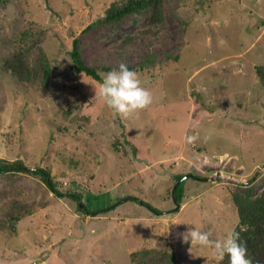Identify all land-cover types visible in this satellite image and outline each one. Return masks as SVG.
I'll list each match as a JSON object with an SVG mask.
<instances>
[{"label": "rangeland", "instance_id": "1", "mask_svg": "<svg viewBox=\"0 0 264 264\" xmlns=\"http://www.w3.org/2000/svg\"><path fill=\"white\" fill-rule=\"evenodd\" d=\"M162 1L156 23L146 9L89 28L110 0L0 1V156L49 166L65 193L0 174V225L18 217L0 228V264H220L181 233L223 239L239 221L234 192L264 189V0ZM75 37L100 70L154 55L137 70L153 102L127 117L99 103L100 81L72 60ZM17 49L29 85L4 71ZM181 172L202 178H185L177 207Z\"/></svg>", "mask_w": 264, "mask_h": 264}, {"label": "trees", "instance_id": "2", "mask_svg": "<svg viewBox=\"0 0 264 264\" xmlns=\"http://www.w3.org/2000/svg\"><path fill=\"white\" fill-rule=\"evenodd\" d=\"M4 3L9 0H0ZM163 1L162 0H110L108 5L106 6L104 13L95 19H93L88 25L87 28L105 24V23H113L119 21L124 16L146 10L151 9L152 13L150 16V21L152 23H156L163 19ZM80 39L75 37L73 40L71 57L74 61L75 67L80 72H85L86 74L92 76L96 80H102L101 73L107 72L113 68V66H103L102 69H97L95 67L89 66L82 57V53L80 50ZM154 60V55H149L147 59L141 64L140 67L137 66H128L134 70L145 68L146 64H150ZM43 66L45 69L44 76L46 79H49L53 72L52 66L48 61L43 62ZM115 67V66H114ZM3 68L7 73H10L11 77L14 76L19 81L26 83L27 85L31 84L34 79V74L32 73L30 62L25 53L21 49H17L11 53L10 56H7L4 59ZM256 72L259 76L260 82L264 86V64H259L256 66ZM30 173L41 176L43 181L48 185L52 191L65 195L58 187L57 182L55 181V176L52 175L51 169L49 166L35 165L31 166L25 162V160L21 157H17L15 159H9L3 156H0V174H14V173ZM187 174L186 172H181L176 174V180L171 188L172 191L175 188L176 200L180 204L183 203V198L185 195V179L179 182L180 178ZM198 176V175H197ZM80 193V192H79ZM82 193L78 194L76 198L79 201V208L81 210L88 209L84 201L81 200ZM127 197V196H125ZM128 198L137 199L136 196H129ZM120 199L117 200L120 201ZM233 202L237 207L239 213V221L235 225L234 229L240 233V239L246 242L247 245V255L251 257L253 260V264H256L257 261L260 264H264V189L259 195H253L252 188L246 189L244 193L234 192L233 194ZM116 202L110 204L105 210H110L116 206ZM84 206V209L82 206ZM16 219L9 220L8 226L0 225V228H15ZM220 264H229V257L225 255L223 260H219Z\"/></svg>", "mask_w": 264, "mask_h": 264}, {"label": "clouds", "instance_id": "3", "mask_svg": "<svg viewBox=\"0 0 264 264\" xmlns=\"http://www.w3.org/2000/svg\"><path fill=\"white\" fill-rule=\"evenodd\" d=\"M101 76L99 87H94L95 97L114 114L127 117L153 102L151 91L142 86L137 71L127 64L121 63L118 67L101 73ZM186 139L189 144L194 143L198 139V133L188 134ZM181 235L185 242H191L190 251L194 246H212L218 260H223L227 255L229 264H253V260L247 255L246 242L240 239V233L235 229L230 230L223 239L215 240L211 238L210 231L202 230L198 225L187 228ZM256 264L260 262L257 261Z\"/></svg>", "mask_w": 264, "mask_h": 264}, {"label": "water", "instance_id": "4", "mask_svg": "<svg viewBox=\"0 0 264 264\" xmlns=\"http://www.w3.org/2000/svg\"><path fill=\"white\" fill-rule=\"evenodd\" d=\"M189 176H196V177H198V176H197L196 174H194V173H187V174L183 175V176L180 178L179 182L182 181L183 179L189 177ZM198 178H202V177H198ZM206 178H208V177H203V179H206ZM176 186H177V185L174 186V190H173V197H174L175 200H176V195H175V188H176ZM81 206L83 207V205H81ZM179 206H180V203L177 202V207H179Z\"/></svg>", "mask_w": 264, "mask_h": 264}]
</instances>
